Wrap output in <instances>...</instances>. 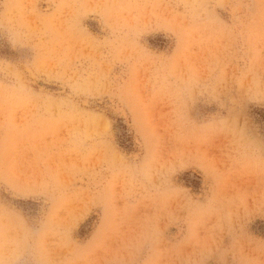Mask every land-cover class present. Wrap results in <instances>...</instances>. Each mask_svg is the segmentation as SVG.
<instances>
[{
	"label": "rangeland",
	"instance_id": "1",
	"mask_svg": "<svg viewBox=\"0 0 264 264\" xmlns=\"http://www.w3.org/2000/svg\"><path fill=\"white\" fill-rule=\"evenodd\" d=\"M0 264H264V0H0Z\"/></svg>",
	"mask_w": 264,
	"mask_h": 264
}]
</instances>
